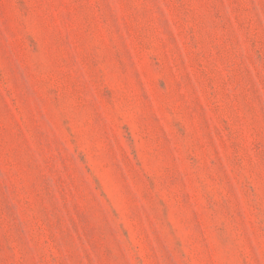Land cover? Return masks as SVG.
Returning <instances> with one entry per match:
<instances>
[{
	"label": "rangeland",
	"instance_id": "374dc122",
	"mask_svg": "<svg viewBox=\"0 0 264 264\" xmlns=\"http://www.w3.org/2000/svg\"><path fill=\"white\" fill-rule=\"evenodd\" d=\"M0 264H264V0H0Z\"/></svg>",
	"mask_w": 264,
	"mask_h": 264
}]
</instances>
